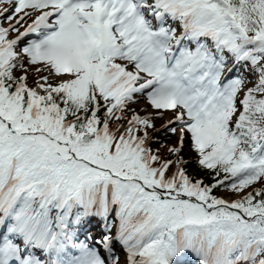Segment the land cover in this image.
<instances>
[{"label":"snow or ice","instance_id":"snow-or-ice-1","mask_svg":"<svg viewBox=\"0 0 264 264\" xmlns=\"http://www.w3.org/2000/svg\"><path fill=\"white\" fill-rule=\"evenodd\" d=\"M0 264H264V0H0Z\"/></svg>","mask_w":264,"mask_h":264},{"label":"trees","instance_id":"trees-1","mask_svg":"<svg viewBox=\"0 0 264 264\" xmlns=\"http://www.w3.org/2000/svg\"><path fill=\"white\" fill-rule=\"evenodd\" d=\"M161 121H158V125L160 124ZM158 138L161 140V141H167V142H174L176 137H173L170 133H160ZM153 147H158V145H153ZM191 167L195 168V165H191ZM200 175H203V173H200Z\"/></svg>","mask_w":264,"mask_h":264},{"label":"rangeland","instance_id":"rangeland-1","mask_svg":"<svg viewBox=\"0 0 264 264\" xmlns=\"http://www.w3.org/2000/svg\"><path fill=\"white\" fill-rule=\"evenodd\" d=\"M29 83L30 84L32 83V79L31 78L29 79ZM166 117H168V116H166ZM220 193L223 194L222 191Z\"/></svg>","mask_w":264,"mask_h":264}]
</instances>
